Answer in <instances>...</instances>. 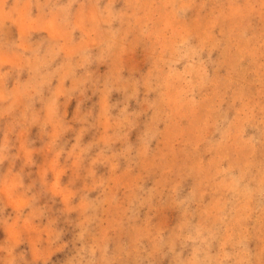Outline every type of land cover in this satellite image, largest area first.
Here are the masks:
<instances>
[{"label":"rangeland","instance_id":"rangeland-1","mask_svg":"<svg viewBox=\"0 0 264 264\" xmlns=\"http://www.w3.org/2000/svg\"><path fill=\"white\" fill-rule=\"evenodd\" d=\"M46 70L55 117L0 119V242L71 264L58 238L91 229L148 264H264V0H0V107Z\"/></svg>","mask_w":264,"mask_h":264},{"label":"clouds","instance_id":"clouds-1","mask_svg":"<svg viewBox=\"0 0 264 264\" xmlns=\"http://www.w3.org/2000/svg\"><path fill=\"white\" fill-rule=\"evenodd\" d=\"M22 74L13 73L7 77V80H17ZM53 79L54 73L46 70L41 78L42 82L35 86L34 94L25 95L26 107L24 112L17 113L14 107H0V119L7 117L10 120H27L40 110L45 111L49 117L54 118L56 112L50 109L55 107L58 110L60 95L63 93H54L47 87V85H52ZM0 80H3L2 76H0ZM0 88L3 89L0 92V101L9 100L11 93L7 81L0 84ZM131 103L132 101H129V104ZM37 104H40V110L36 109ZM16 159L9 153L8 144L5 141L3 146L0 147V171L4 170V166L7 164V171L11 173L15 167ZM27 163L33 164L34 161L29 160ZM12 187L14 189L23 188V178L17 175ZM90 198L94 197H91L90 194ZM25 209L31 210V216L35 215V210L31 208V202L24 199L17 204L15 209L17 219L23 217ZM11 215V213H8L7 207L0 204V221L9 220ZM25 223H27V220H25ZM58 239L64 245L65 261L71 260V264H148L145 256L150 245L146 241L137 242L128 233L119 238L100 241L93 239L91 229H85L73 237L72 240H64L63 233ZM29 256L30 249L25 241L20 238L9 240V237L5 234L4 240L0 242V264H30Z\"/></svg>","mask_w":264,"mask_h":264}]
</instances>
